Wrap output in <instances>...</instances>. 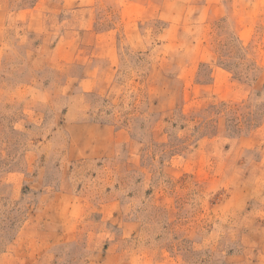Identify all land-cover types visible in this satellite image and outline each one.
<instances>
[{
  "label": "rangeland",
  "instance_id": "rangeland-1",
  "mask_svg": "<svg viewBox=\"0 0 264 264\" xmlns=\"http://www.w3.org/2000/svg\"><path fill=\"white\" fill-rule=\"evenodd\" d=\"M0 264H264V0H0Z\"/></svg>",
  "mask_w": 264,
  "mask_h": 264
},
{
  "label": "crops",
  "instance_id": "crops-1",
  "mask_svg": "<svg viewBox=\"0 0 264 264\" xmlns=\"http://www.w3.org/2000/svg\"><path fill=\"white\" fill-rule=\"evenodd\" d=\"M63 48H65V49H63ZM55 49H56V50H58V49H59V50H60V49H63V50H64V54H66V55L69 54V50H66V47H65L64 45L62 46V45L60 44V42H58V43L56 44Z\"/></svg>",
  "mask_w": 264,
  "mask_h": 264
}]
</instances>
